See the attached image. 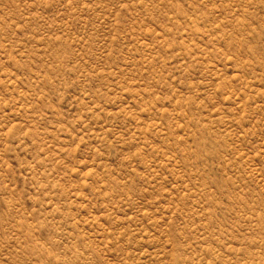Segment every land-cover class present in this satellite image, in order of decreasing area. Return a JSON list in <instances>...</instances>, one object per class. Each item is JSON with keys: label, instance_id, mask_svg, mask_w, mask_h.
Listing matches in <instances>:
<instances>
[{"label": "rangeland", "instance_id": "rangeland-1", "mask_svg": "<svg viewBox=\"0 0 264 264\" xmlns=\"http://www.w3.org/2000/svg\"><path fill=\"white\" fill-rule=\"evenodd\" d=\"M0 264H264V0H0Z\"/></svg>", "mask_w": 264, "mask_h": 264}]
</instances>
